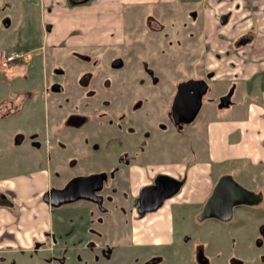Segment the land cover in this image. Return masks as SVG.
I'll return each mask as SVG.
<instances>
[{
  "label": "rangeland",
  "instance_id": "obj_1",
  "mask_svg": "<svg viewBox=\"0 0 264 264\" xmlns=\"http://www.w3.org/2000/svg\"><path fill=\"white\" fill-rule=\"evenodd\" d=\"M236 1L176 0L148 13L124 8L106 16L101 41L80 44L73 40L82 30H61L60 16L43 13L42 0L4 4L0 48L24 55L0 63V185L44 172L48 180L35 176L26 190L27 198L42 199L74 174L102 169L109 176L100 190L104 208L90 199L50 203L55 239L31 249L0 248V264H264V235L262 246L253 242L264 223V165L206 152L205 125L234 108L217 103L238 78L227 56L240 54L248 42L238 39L252 34L230 29ZM222 12L230 15L225 24ZM94 32L85 34L93 40ZM199 76L209 87L195 119L179 128L171 116L175 88ZM53 82L61 87L53 90ZM72 113L85 115L81 126L69 122ZM163 172L178 176L180 189L156 209H138L133 197L140 185ZM227 172L263 199L235 208L229 221L199 219ZM14 183L0 186V197L19 198Z\"/></svg>",
  "mask_w": 264,
  "mask_h": 264
},
{
  "label": "crops",
  "instance_id": "obj_2",
  "mask_svg": "<svg viewBox=\"0 0 264 264\" xmlns=\"http://www.w3.org/2000/svg\"><path fill=\"white\" fill-rule=\"evenodd\" d=\"M10 1L0 0V26L4 4ZM175 2L176 0H42L41 8L45 14L60 16L61 21L57 17L55 20L59 24L61 22V30L74 25L77 30H82L80 36H75L76 39L73 40L80 44L101 41L98 32L107 29L108 14H120L124 8L131 7H148L150 9L146 13L156 12V9L171 8ZM235 4L233 13L237 16L230 29L233 33L248 29L252 32L248 46L239 49L240 54L227 56L232 60L238 77L233 80V90L236 94L239 91L240 96L232 99L229 106L226 105L234 107L231 111L209 120L205 125L206 152L213 159L243 158L252 164L264 165V0H237ZM91 30L95 31L90 35L93 40L85 34V31ZM3 40L0 36V43ZM248 48L250 53L243 54V50ZM26 174L22 173L18 179H5L8 183L0 185L6 187L15 182L13 186L16 188V197L19 195V198L0 197V248L5 250L31 249L47 241L48 237L55 239V212L50 202L34 196L27 198L26 192L27 188L33 190L35 176L47 181L49 174L35 172L32 177ZM148 175L146 170L147 179ZM35 187L40 191V184L35 183ZM161 225L164 227L165 223Z\"/></svg>",
  "mask_w": 264,
  "mask_h": 264
},
{
  "label": "water",
  "instance_id": "obj_3",
  "mask_svg": "<svg viewBox=\"0 0 264 264\" xmlns=\"http://www.w3.org/2000/svg\"><path fill=\"white\" fill-rule=\"evenodd\" d=\"M228 15L223 13L221 21L226 22ZM250 36H242L238 39V43H247ZM54 71L62 72V69L57 66ZM209 83L206 79L198 77H186L177 84L173 101L171 102L172 118L182 127L184 123L191 122L195 119L199 112L203 96L207 92ZM60 84L53 83L52 89L57 90ZM234 85L230 86L218 99V106L225 107L232 102L234 93ZM107 177V173L100 170L97 173L75 174L61 188L50 187L43 199L50 202L53 206L61 205L63 202H72L75 199H91L97 202L100 206L103 202L102 194L99 193L103 186V180ZM215 182L211 194L203 202V208L198 215L199 219L204 217H218L222 220L229 219L233 213L234 205L241 202L252 204L262 199V193L252 190L245 186L241 181L234 179L230 172L219 176ZM181 181L178 176H173L163 172L154 179V182L144 185L138 196L140 197L139 208L142 211L152 210L163 203L165 197L172 196L180 189Z\"/></svg>",
  "mask_w": 264,
  "mask_h": 264
},
{
  "label": "flooded vegetation",
  "instance_id": "obj_4",
  "mask_svg": "<svg viewBox=\"0 0 264 264\" xmlns=\"http://www.w3.org/2000/svg\"><path fill=\"white\" fill-rule=\"evenodd\" d=\"M224 12H222L221 13V15L223 14ZM225 14H227V15H229L228 13H225ZM221 15H220V18H221ZM120 61H121V59L119 60H116L115 62V64H119L120 63ZM59 67V66H58ZM55 68H57V67H55ZM54 68V69H55ZM53 69V70H54ZM62 69V68H61ZM56 72V71H55ZM60 72V71H59ZM64 71H63V69H62V72H60V73H63ZM53 83H57V82H53ZM53 83H51V88H52V85H53ZM59 83V82H58ZM60 84V83H59ZM60 87H61V84H60ZM176 88H177V86H176ZM176 88H175V90H176ZM175 92V91H174ZM175 94V93H174ZM174 97V96H173ZM218 102V101H217ZM85 116V115H84ZM84 116L82 115V114H79V113H72L71 114V117L69 118V122H71V124H74L75 126H81L83 123H84ZM174 121H175V119H174ZM176 122V121H175ZM177 123V122H176ZM178 125V124H177ZM181 128V127H180ZM124 152L126 153V156H127V154H128V150L127 149H124ZM100 170H102V169H99V171ZM102 171H104V170H102ZM104 172H106V171H104ZM86 173H90V172H86ZM92 173H94V172H92ZM107 173V177L103 180V182L105 181V180H107V178H108V176H109V173L108 172H106ZM159 174H161V173H156V174H154V177L153 178H151V180L150 181H147L146 182V184H149V183H151V182H154V179L155 178H157V176L159 175ZM224 174V173H223ZM75 175V174H74ZM77 175H79V174H77ZM222 175V174H221ZM220 175V176H221ZM73 177V176H72ZM71 177V178H72ZM219 177V176H218ZM70 178V179H71ZM234 178V177H233ZM69 179V180H70ZM235 179V178H234ZM68 180V181H69ZM131 180L129 179V182H127L126 184L128 185V189H130L131 188V186H132V183L130 182ZM239 181V180H238ZM243 183V182H242ZM66 184V183H65ZM146 184H144V185H146ZM103 185V184H102ZM144 185H140V187H139V190H138V192L136 193V195H135V197H133V200L136 198V199H138V194H139V191H140V189L144 186ZM104 187V185L100 188V190L102 189ZM99 190V193H101L102 194V192ZM102 197H103V195H102ZM166 198V197H165ZM78 199V198H77ZM77 199H75V200H77ZM83 199V198H82ZM89 198H87V199H85V200H88ZM262 199H263V194H262ZM261 199V200H262ZM75 200L74 201H72V202H75ZM79 200V199H78ZM91 200V199H90ZM104 200H105V198L103 197V202H102V204H101V206L99 205L98 207L99 208H104ZM261 200H259L258 202L256 201V202H254V203H252V204H248V203H244V202H241V204H237V205H234V207H233V213L229 216V219H231L232 217H233V214L235 213V208H237V207H240L242 204H245L246 206H254V204L256 203H259ZM92 201V200H91ZM72 202H66V203H72ZM92 202H94V201H92ZM139 204H140V197H139ZM138 208H139V205H138ZM141 210V209H140ZM207 218H213V219H219L218 217H216V218H214V217H207ZM204 219V218H203ZM229 219H227V220H222V219H219V220H221V221H229ZM256 232H255V239H253V242H255V243H257L259 246H262V244H263V240H262V236L264 235V223H262V224H260L259 226H257L256 227ZM229 256H230V254H229ZM154 260L155 259H150L149 258V260L148 261H150L151 263H153L154 262ZM149 262V263H150Z\"/></svg>",
  "mask_w": 264,
  "mask_h": 264
},
{
  "label": "built area",
  "instance_id": "obj_5",
  "mask_svg": "<svg viewBox=\"0 0 264 264\" xmlns=\"http://www.w3.org/2000/svg\"><path fill=\"white\" fill-rule=\"evenodd\" d=\"M24 55L23 51L21 49L17 50H8L4 48H0V63H13L15 62L19 57H22Z\"/></svg>",
  "mask_w": 264,
  "mask_h": 264
},
{
  "label": "trees",
  "instance_id": "obj_6",
  "mask_svg": "<svg viewBox=\"0 0 264 264\" xmlns=\"http://www.w3.org/2000/svg\"><path fill=\"white\" fill-rule=\"evenodd\" d=\"M21 58V57H20ZM22 59V58H21Z\"/></svg>",
  "mask_w": 264,
  "mask_h": 264
}]
</instances>
